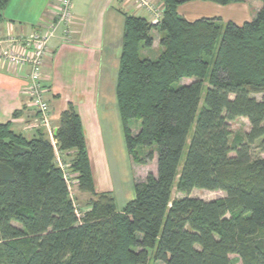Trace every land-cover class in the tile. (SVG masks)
Masks as SVG:
<instances>
[{
    "label": "trees",
    "instance_id": "obj_1",
    "mask_svg": "<svg viewBox=\"0 0 264 264\" xmlns=\"http://www.w3.org/2000/svg\"><path fill=\"white\" fill-rule=\"evenodd\" d=\"M10 1L0 0V23ZM159 1L156 24L124 14L116 82L126 149L134 158L139 147L149 149L156 173L135 185L123 210L101 194L79 217L48 135L28 139L0 122V264H232V255L264 264V0L242 26L220 18L191 23L178 13L189 0ZM153 31L162 52L142 58ZM186 79L192 82L176 86ZM238 118L251 129L231 143L229 122ZM132 120L141 123L136 136ZM54 139L74 153L80 188L96 196L72 105ZM175 186L187 196L173 199ZM194 189L225 196L205 201L190 196Z\"/></svg>",
    "mask_w": 264,
    "mask_h": 264
},
{
    "label": "crops",
    "instance_id": "obj_2",
    "mask_svg": "<svg viewBox=\"0 0 264 264\" xmlns=\"http://www.w3.org/2000/svg\"><path fill=\"white\" fill-rule=\"evenodd\" d=\"M58 0H11L0 23V122L11 123L13 130L33 139L43 131L36 124V109L29 95L30 68L13 67L5 61L6 52H22L24 39L46 31V24L56 15ZM221 6L208 0H189L178 7L188 22L220 18L242 26L252 21L262 8L254 0ZM132 0H75L74 20L69 34L61 26L49 45L43 67V88L52 104V118L58 128L61 114L74 107L82 120L94 181L98 176L97 161L104 148L125 144L119 113L116 82L125 31V16L131 14L154 23L151 13L139 10ZM158 6L162 3L156 0ZM156 57L162 52L161 34L152 32ZM17 41V42H16ZM156 43V44H155ZM154 50V49H152ZM144 58L147 48L141 49ZM140 52V55H141ZM155 56V55H154ZM156 59V58H155ZM126 146V144H125Z\"/></svg>",
    "mask_w": 264,
    "mask_h": 264
},
{
    "label": "rangeland",
    "instance_id": "obj_3",
    "mask_svg": "<svg viewBox=\"0 0 264 264\" xmlns=\"http://www.w3.org/2000/svg\"><path fill=\"white\" fill-rule=\"evenodd\" d=\"M134 7L136 3L132 0ZM152 2H156V0H150ZM250 4L256 5L254 0H250ZM137 7V6H136ZM163 10V8H161ZM155 20L153 16V21ZM156 24V23H153ZM58 33V30L56 34ZM55 34V36H56ZM55 36L52 38L54 39ZM52 41V40H51ZM50 41V42H51ZM156 44V43H155ZM50 45V43H49ZM158 45V44H156ZM153 46L151 48H147L149 52H147L148 56L155 60L157 54V46ZM154 49V50H152ZM48 48V53L49 52ZM155 55V56H154ZM46 57V58H47ZM141 57L144 58V53L141 52ZM192 80H182L176 86L187 85L191 83ZM45 96L48 91H45ZM205 94V91H204ZM257 98H261L260 95H256ZM48 103H51L48 101ZM204 103V95H202L201 105L203 106ZM33 105V104H32ZM62 115V114H61ZM36 124L37 126L43 130L41 132L46 133L49 136V130L53 133L52 143L56 150V163L58 165H62V169L67 177L69 186H70V193L71 197L76 205L77 213L79 217H83L86 212L92 209V202L99 199L101 194L103 195H110L114 197L118 206L119 210H123V208L135 198V185L138 183H142L146 180V177L149 173H156L157 170V159L156 157L153 160H149L147 158L149 149L144 147H139L136 149V158L128 153L125 144L121 142H115L111 144L112 147L104 148L103 152L101 151L100 155L101 158H98L95 163H97L98 169V176L95 180V192L96 196L90 194L89 192L82 190L80 188V183L78 181V173L72 167L71 162L73 159V152L72 151H61L59 146L54 139V131L57 127L54 119L52 118V104L50 105V114H49V124L45 125V123L40 121L38 112L36 110ZM61 118V117H60ZM60 125V121L58 122ZM230 130H231V143H233L236 139H244V135L250 132L251 125L247 119L238 118L234 121L229 122ZM141 123L138 120L131 121V132L134 136H136L140 132ZM59 127V126H58ZM51 140V138H50ZM254 153L258 155V150L255 149ZM156 155V153H155ZM233 155V154H232ZM263 156V155H262ZM60 160V161H59ZM183 164V163H182ZM187 194L181 193L178 191L177 186L174 187L173 190V199H179L186 197ZM191 197L193 198H200L205 201L216 200L225 196L223 192H212L207 190H200L194 189L191 192ZM232 259V264H242V260L239 256L232 255L230 257ZM148 264H163L162 262H157L153 260V258L148 262Z\"/></svg>",
    "mask_w": 264,
    "mask_h": 264
},
{
    "label": "built area",
    "instance_id": "obj_4",
    "mask_svg": "<svg viewBox=\"0 0 264 264\" xmlns=\"http://www.w3.org/2000/svg\"><path fill=\"white\" fill-rule=\"evenodd\" d=\"M75 0H58L55 7L56 17L46 24V31L35 32L29 38L24 39L22 52L12 50L4 54L5 61L13 67L30 68L29 95L32 104L38 112L40 121L49 124L50 104L45 96L43 88V67L47 57L49 43L55 36L57 30L64 26L65 33L69 34V27L74 20L73 3ZM139 10H145L154 16V23H158L163 16V10L157 2L150 0H134ZM17 42V41H16ZM49 136L53 138V133L49 130ZM53 142V141H52ZM60 161V160H59Z\"/></svg>",
    "mask_w": 264,
    "mask_h": 264
}]
</instances>
